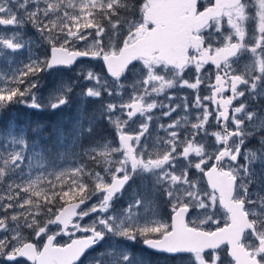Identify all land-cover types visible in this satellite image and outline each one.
I'll return each instance as SVG.
<instances>
[{
    "label": "snow or ice",
    "instance_id": "snow-or-ice-1",
    "mask_svg": "<svg viewBox=\"0 0 264 264\" xmlns=\"http://www.w3.org/2000/svg\"><path fill=\"white\" fill-rule=\"evenodd\" d=\"M27 27L49 51L18 63ZM0 29V115L69 106L75 83L38 98L41 73L81 61L78 79L92 84L70 126L55 130L56 154L83 161L55 173L58 183L17 182L28 134L11 122L0 134V264H84L89 250L91 264H264V0H0ZM174 88L193 90L191 106L156 100ZM88 98L99 102L91 113ZM157 108L185 115L158 124L165 136L150 147ZM100 122L114 141L97 139Z\"/></svg>",
    "mask_w": 264,
    "mask_h": 264
},
{
    "label": "rangeland",
    "instance_id": "rangeland-1",
    "mask_svg": "<svg viewBox=\"0 0 264 264\" xmlns=\"http://www.w3.org/2000/svg\"><path fill=\"white\" fill-rule=\"evenodd\" d=\"M251 27V25H250ZM2 31V29H0ZM38 38V33H36L35 29L31 27H27L25 29V35L24 39L26 41H31L30 48H26L23 50L22 53H18L15 55V60L19 62H26L27 57L29 55H32L33 53L40 55L41 57L45 56L49 49L46 44L40 43L37 44L36 40ZM91 39V38H89ZM9 59H12V57H9ZM3 65V61L0 60V66ZM81 66V63L78 64L72 71L65 72V71H55L53 73H41L40 74V84L41 89L38 93V98H44L47 97L49 92H51L56 86H58L61 83H67V84H73L75 83V87L73 88V92L71 95V100L69 106L58 109L56 111H52L50 109L45 108L43 111H38L35 109H31L28 107H25L23 105H19L17 113L19 114V121L20 124L18 126V132L20 129H23L28 134V141H29V149L26 151V160L21 165V171L19 173V178L17 179V182L27 183L29 180H35L37 177H41L45 181L51 180L53 183H58L55 179V173H58L60 171H65L73 168L74 166L80 164L81 159L73 154V150H61L63 153L62 155L56 154V149L54 147L55 143V130L58 127H64L67 128L70 126V123L75 119L77 114V109L79 108L81 104V94L86 91L87 87H91L92 84L90 82L84 81L83 79H78V71L79 67ZM82 66L91 67L94 71L99 72L101 75H103L102 71V63L98 61H92L90 63L83 62ZM186 74H190V72H186ZM203 74V73H202ZM181 90L180 88H178ZM186 96V95H185ZM180 97V95H179ZM187 97V96H186ZM105 100L110 99L108 97H104ZM125 99H127V93L125 94ZM160 99V98H159ZM87 110L88 112H93L98 106L99 102L92 100V98H88L87 101ZM187 103L189 106H191V101L187 99ZM4 117H8V110L4 111L2 114ZM0 115V120H4L5 118ZM185 115L181 108V113L179 117ZM45 116L51 117L52 119L49 121H44L43 118ZM39 129L38 132H34L33 129ZM151 128V126H150ZM149 128V129H150ZM9 129V125H7V129L5 132H1L0 134H4ZM130 131L136 130V125L132 124ZM209 131H214V124L209 127ZM100 138H106L108 140H115V134L113 129L107 125L104 122H100L98 125V131H97V139ZM47 139L50 142V147L53 150L51 156H44L42 154L43 151V143L44 141H47ZM211 139V138H209ZM35 141L38 145V148L36 150H33L32 148V142ZM142 143H144V138L141 140ZM155 140L154 137H151L149 139L148 143L151 147L152 144H154ZM90 141L84 140L82 141V146L77 147L74 149V152L76 153H82L84 150H86L90 146ZM89 167H95L91 164V162H87ZM95 170L99 171L100 169L98 167L95 168ZM138 185H135L134 187H137ZM41 187L46 188L47 184H41ZM5 192L2 187H0V195H4ZM125 198L127 201H129V193L125 195ZM163 201V200H162ZM160 201L159 204L162 202ZM89 205L96 202V197H93L91 200L88 201ZM124 207H119L117 209H113L115 211H120ZM95 215V214H94ZM92 217H86L82 223H89L91 221ZM3 233H0V236H2ZM25 235H28V232L25 231ZM81 235L80 233H77V236ZM67 237H57L58 242L65 243L67 242ZM98 250V251H102ZM96 252H92L88 257H86L83 262L84 264H91V260L93 257H95ZM21 264H30L26 262L25 260L20 261ZM161 264L163 262L161 261Z\"/></svg>",
    "mask_w": 264,
    "mask_h": 264
},
{
    "label": "flooded vegetation",
    "instance_id": "flooded-vegetation-1",
    "mask_svg": "<svg viewBox=\"0 0 264 264\" xmlns=\"http://www.w3.org/2000/svg\"><path fill=\"white\" fill-rule=\"evenodd\" d=\"M250 31H251V27H250ZM92 61H88V63H90ZM80 64V63H79ZM76 67V66H75ZM74 67V68H75ZM74 68H72L71 70H57V71H65V72H70L72 71ZM205 70L207 72H214V67L211 66V65H205ZM188 72V71H187ZM190 74H185V78L186 79H189L190 81L193 80L194 78V73L189 70ZM181 90H179L178 88H174V89H169L167 90V92L165 94H162L158 97H156V100L158 102H162L164 104H183V101L180 99L181 97H185V95L187 96V99H189L192 103L193 101V98H194V92L193 90L191 89H187V88H180ZM199 94L201 96H204V95H208L209 92H208V89L206 87V85H201L200 89H199ZM167 95H173L176 97L175 100L173 101H169L166 99V96ZM180 95V97H179ZM160 98V99H159ZM166 111V109H161V108H157V109H154L153 110V113L152 115L154 116V119L153 121L151 122V128L149 129V132L152 133V137H154V140L157 136L159 137H164L165 136V133L163 130H161L159 127H158V124H164V125H167L168 123L172 122L174 119H177L179 118V115L181 113V109H177L176 112H174L172 114V116H163L162 113ZM52 118L51 117H48V116H45L43 118V120L46 122V121H49L51 120ZM214 130H217L216 129V126L214 125ZM43 143V151H42V154L46 157L48 156H51L52 155V152L53 150L51 149L50 147V142L49 140L47 139V141H44L42 142ZM135 185H133L134 187ZM128 192L126 191L125 195L127 194ZM125 195L124 197L121 199V200H118V201H114L113 203V209H117L119 207H125L128 203V201L126 200L125 198ZM162 201V200H161ZM89 204V202H88ZM87 205H85L86 207ZM160 214L166 218V212H167V205L162 201L160 204H159V208H158ZM140 248L141 246H137L136 247V251H140ZM97 250H101L99 248V246L97 247ZM94 252V251H93ZM88 257V256H87Z\"/></svg>",
    "mask_w": 264,
    "mask_h": 264
},
{
    "label": "trees",
    "instance_id": "trees-1",
    "mask_svg": "<svg viewBox=\"0 0 264 264\" xmlns=\"http://www.w3.org/2000/svg\"><path fill=\"white\" fill-rule=\"evenodd\" d=\"M19 105H15L8 109V117L4 120H0V130L1 132H5L7 129V125H10V122L15 125L16 129L18 130V126L20 124L19 121V114L17 113Z\"/></svg>",
    "mask_w": 264,
    "mask_h": 264
},
{
    "label": "water",
    "instance_id": "water-1",
    "mask_svg": "<svg viewBox=\"0 0 264 264\" xmlns=\"http://www.w3.org/2000/svg\"><path fill=\"white\" fill-rule=\"evenodd\" d=\"M78 62H80V61H77V63H78ZM74 66H75V65H74ZM74 66H73V67H74ZM65 70H70V69H65ZM53 71H54V70H53ZM82 207H84V205H82ZM90 252H92V250H89L88 253H90ZM88 253H86L85 256H86ZM83 258H84V257H82L81 259H83ZM22 259H25V260H26V258H22ZM26 261H27V260H26ZM27 262L31 263L30 261H27Z\"/></svg>",
    "mask_w": 264,
    "mask_h": 264
},
{
    "label": "bare ground",
    "instance_id": "bare-ground-1",
    "mask_svg": "<svg viewBox=\"0 0 264 264\" xmlns=\"http://www.w3.org/2000/svg\"><path fill=\"white\" fill-rule=\"evenodd\" d=\"M83 62H88V60H85V61H83ZM79 63H81V61H80V62H78V63H77V65H78ZM77 65H76V66H77Z\"/></svg>",
    "mask_w": 264,
    "mask_h": 264
}]
</instances>
